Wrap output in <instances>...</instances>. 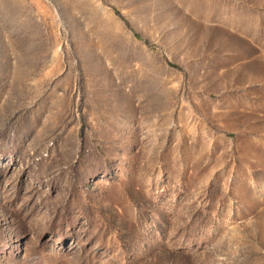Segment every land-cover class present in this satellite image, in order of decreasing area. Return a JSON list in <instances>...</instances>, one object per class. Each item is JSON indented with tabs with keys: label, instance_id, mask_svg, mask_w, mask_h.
Segmentation results:
<instances>
[{
	"label": "rangeland",
	"instance_id": "1",
	"mask_svg": "<svg viewBox=\"0 0 264 264\" xmlns=\"http://www.w3.org/2000/svg\"><path fill=\"white\" fill-rule=\"evenodd\" d=\"M0 264H264V0H0Z\"/></svg>",
	"mask_w": 264,
	"mask_h": 264
},
{
	"label": "crops",
	"instance_id": "2",
	"mask_svg": "<svg viewBox=\"0 0 264 264\" xmlns=\"http://www.w3.org/2000/svg\"><path fill=\"white\" fill-rule=\"evenodd\" d=\"M66 2H77V1H80V0H65ZM74 5H67V4H62L60 7L62 8H69V7H73Z\"/></svg>",
	"mask_w": 264,
	"mask_h": 264
}]
</instances>
